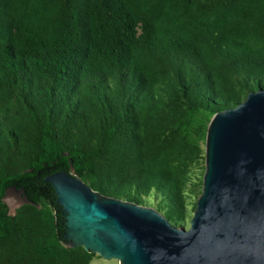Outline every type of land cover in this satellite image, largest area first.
<instances>
[{
	"label": "trees",
	"instance_id": "1",
	"mask_svg": "<svg viewBox=\"0 0 264 264\" xmlns=\"http://www.w3.org/2000/svg\"><path fill=\"white\" fill-rule=\"evenodd\" d=\"M260 88L264 0H0V264L93 261L45 181L71 162L182 226L211 119Z\"/></svg>",
	"mask_w": 264,
	"mask_h": 264
},
{
	"label": "water",
	"instance_id": "2",
	"mask_svg": "<svg viewBox=\"0 0 264 264\" xmlns=\"http://www.w3.org/2000/svg\"><path fill=\"white\" fill-rule=\"evenodd\" d=\"M205 159L188 229L153 207L94 190L72 162L69 172L47 175L66 218L64 245L121 264H264V88L213 116ZM3 201L13 215L35 204L16 186Z\"/></svg>",
	"mask_w": 264,
	"mask_h": 264
},
{
	"label": "rangeland",
	"instance_id": "3",
	"mask_svg": "<svg viewBox=\"0 0 264 264\" xmlns=\"http://www.w3.org/2000/svg\"><path fill=\"white\" fill-rule=\"evenodd\" d=\"M246 94H242V101H244L247 97ZM246 97V98H245ZM205 143L201 142V147L205 150ZM206 171V159L201 158L198 162L192 165L191 167V180L187 184V188L185 190L186 194V209H187V215L185 218V221L183 223V227L189 228L190 221L192 217L194 216V213L196 211V204L198 202V199L200 195L202 194L203 189V178ZM201 192V194H200ZM145 200L144 206L153 207L158 210L157 206L160 202V197L156 194L152 193L149 196L143 197ZM125 200V199H124ZM19 207H17L18 209ZM163 214V212H161ZM180 227V226H178ZM96 254V253H95ZM90 264H121L120 260L118 259H106L102 256H99L98 254L95 255L93 261Z\"/></svg>",
	"mask_w": 264,
	"mask_h": 264
}]
</instances>
